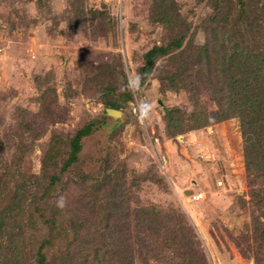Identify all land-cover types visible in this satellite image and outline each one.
I'll return each mask as SVG.
<instances>
[{"label":"rangeland","instance_id":"rangeland-1","mask_svg":"<svg viewBox=\"0 0 264 264\" xmlns=\"http://www.w3.org/2000/svg\"><path fill=\"white\" fill-rule=\"evenodd\" d=\"M156 2L0 0V134L30 130L24 136L34 143L21 156V167L37 175L50 136L90 127L72 171L86 174L92 188L81 191L86 184L79 174L64 179L57 199L63 207L77 215L87 211L88 225L101 218L100 225L113 229L127 203L131 210L178 205L208 264H264V242L254 238L256 214L245 203L250 186L238 119L170 136L164 111L191 110L189 97L185 91H163L153 76L142 82L139 71L148 49L166 44L188 24L192 40L203 42L213 0H168L175 29L155 19ZM236 2L242 5L230 0ZM246 6L256 35L264 33V8L255 1ZM127 90L131 97L116 109L121 115L107 114L105 95L121 102L119 95ZM217 104L201 93L202 111ZM86 201L92 205L88 210ZM114 202H121L120 210Z\"/></svg>","mask_w":264,"mask_h":264},{"label":"trees","instance_id":"trees-1","mask_svg":"<svg viewBox=\"0 0 264 264\" xmlns=\"http://www.w3.org/2000/svg\"><path fill=\"white\" fill-rule=\"evenodd\" d=\"M252 1L264 8L263 0H242L241 6L230 0H213L212 11L203 21V42L192 40L188 24L166 44L148 49L139 71L142 82L153 76L163 91H185L189 97L191 110L172 106L164 111L170 136L238 119L250 186V199L245 203L256 214L254 238L264 242V33L257 30V36L247 17L245 8ZM167 2L154 4L155 19L175 29L179 25L172 24L174 16ZM202 92L218 103L208 113L198 106ZM121 97L120 102L105 95L104 107L122 108L131 91ZM38 99H45L43 93ZM29 131L0 134V264H208L194 227L178 205L131 210L127 203L113 229L100 225L101 218L90 223L92 227L88 225L87 211L77 215L70 208L58 207L64 179L79 174L72 169L79 158L80 141L90 127L71 135L50 136L37 175H28L21 167V156L34 143L32 136H24ZM79 177L86 184L81 191L88 193L92 188L86 183L88 176L81 173ZM120 203L114 202L116 211ZM91 206L84 202L85 209ZM108 231L110 235H105Z\"/></svg>","mask_w":264,"mask_h":264},{"label":"water","instance_id":"water-1","mask_svg":"<svg viewBox=\"0 0 264 264\" xmlns=\"http://www.w3.org/2000/svg\"><path fill=\"white\" fill-rule=\"evenodd\" d=\"M106 113L107 114H110L112 116H119V115H121V112L119 110L111 109V108L106 109Z\"/></svg>","mask_w":264,"mask_h":264},{"label":"clouds","instance_id":"clouds-1","mask_svg":"<svg viewBox=\"0 0 264 264\" xmlns=\"http://www.w3.org/2000/svg\"><path fill=\"white\" fill-rule=\"evenodd\" d=\"M147 108V105H145V109ZM58 207H63V202L62 200L61 201H58V204H57Z\"/></svg>","mask_w":264,"mask_h":264},{"label":"built area","instance_id":"built-area-1","mask_svg":"<svg viewBox=\"0 0 264 264\" xmlns=\"http://www.w3.org/2000/svg\"><path fill=\"white\" fill-rule=\"evenodd\" d=\"M196 197H198V196H196V195H195V196H193V198H196Z\"/></svg>","mask_w":264,"mask_h":264}]
</instances>
